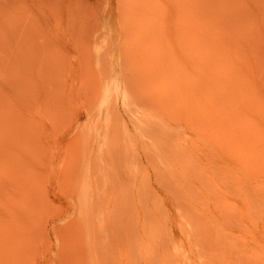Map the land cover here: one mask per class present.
<instances>
[{
    "label": "rangeland",
    "instance_id": "obj_1",
    "mask_svg": "<svg viewBox=\"0 0 264 264\" xmlns=\"http://www.w3.org/2000/svg\"><path fill=\"white\" fill-rule=\"evenodd\" d=\"M202 2L207 21L218 0ZM223 4L244 40L248 72L264 88V0ZM178 16L179 0H0V264H55L65 244L68 264L90 254L104 264H177L171 244L187 242L178 216L197 264L236 263L241 218L226 200L237 177L200 128L175 122L173 143L185 138L172 154L157 125L120 100L114 110L109 97L112 119L90 107L107 66L124 59L122 41L140 28L159 45ZM79 171L87 204L70 191Z\"/></svg>",
    "mask_w": 264,
    "mask_h": 264
},
{
    "label": "bare ground",
    "instance_id": "obj_2",
    "mask_svg": "<svg viewBox=\"0 0 264 264\" xmlns=\"http://www.w3.org/2000/svg\"><path fill=\"white\" fill-rule=\"evenodd\" d=\"M202 1L179 0L178 29L163 35L159 45L156 37L147 36L145 30L132 31L122 41L125 48H121L124 54L120 55L124 59L114 58L117 60L107 66L100 81L93 86L90 107L93 105L95 113H108V119H112L115 111L109 97L114 99V110L120 100L125 110L157 125L163 134L160 139L172 144L169 146L172 154L178 151L177 145L185 138L182 134L176 136L173 143L172 132L178 134L177 127L173 126L175 122L200 128L202 136L212 143L215 152L237 177V180L232 177L234 189L228 192L226 200V203H236L232 211L240 213L241 218L239 233L243 247L238 258L234 257V264H264V191L261 189L264 183V101L258 99L259 95L264 96V88L258 86L257 73L248 72L247 60L243 58L246 50L238 47L244 40L233 26L235 19L231 20L223 0H218V7L208 13L207 21L202 18ZM217 21L222 22L215 24ZM137 32L145 37L143 43L136 40ZM261 53L264 56V50ZM126 69H130L128 76ZM83 168L86 165L83 164ZM181 173L183 180H187V172ZM74 178L72 184L70 181L73 187L70 191L75 194V203H90L86 194L88 180L80 171ZM183 184H177V190ZM192 195L193 192L188 190L186 197L192 200ZM179 217L182 238L187 242L174 239L171 244L179 257L176 262L197 264L194 255L197 245L190 240L187 225L184 222L185 228ZM67 248L68 244H65L57 249L58 259H53L55 264H68ZM99 257L90 254L85 264H104V259ZM210 264L227 263L211 258Z\"/></svg>",
    "mask_w": 264,
    "mask_h": 264
}]
</instances>
